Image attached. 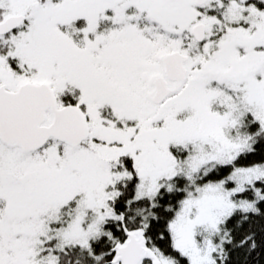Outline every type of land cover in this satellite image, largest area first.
Here are the masks:
<instances>
[{
	"label": "snow or ice",
	"instance_id": "snow-or-ice-1",
	"mask_svg": "<svg viewBox=\"0 0 264 264\" xmlns=\"http://www.w3.org/2000/svg\"><path fill=\"white\" fill-rule=\"evenodd\" d=\"M0 264H264V0H0Z\"/></svg>",
	"mask_w": 264,
	"mask_h": 264
}]
</instances>
